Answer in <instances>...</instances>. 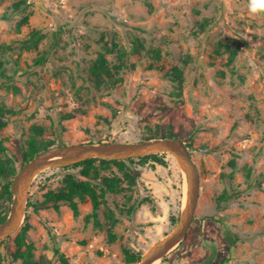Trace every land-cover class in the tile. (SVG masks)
Instances as JSON below:
<instances>
[{"label":"rangeland","instance_id":"obj_1","mask_svg":"<svg viewBox=\"0 0 264 264\" xmlns=\"http://www.w3.org/2000/svg\"><path fill=\"white\" fill-rule=\"evenodd\" d=\"M25 1L0 0L3 157L18 167L33 127L54 146L175 134L198 167L200 194L185 238L154 264H264V12L252 14L249 0ZM34 30L42 36L27 47ZM99 53L112 73L100 82L90 74ZM159 155L164 165L128 163L136 184L106 194L101 228L87 198L76 215L66 203L27 207L21 227L35 260L62 264L56 250L67 264H132L126 251L141 258L177 225L185 201L176 159ZM79 170L42 171L28 202L67 174L83 180ZM101 174L121 177L115 166ZM10 203L0 199V209L8 214ZM16 234L0 241V264H21L11 256Z\"/></svg>","mask_w":264,"mask_h":264},{"label":"trees","instance_id":"obj_2","mask_svg":"<svg viewBox=\"0 0 264 264\" xmlns=\"http://www.w3.org/2000/svg\"><path fill=\"white\" fill-rule=\"evenodd\" d=\"M23 3L26 4V1L23 0ZM28 18H23L22 23H27ZM41 33L37 30H34L30 33V37L27 41L29 44L27 47H36L39 39L41 38ZM122 55V54H121ZM234 56V52H231L232 59ZM123 58V57H122ZM44 61L43 58L39 60L40 63ZM1 65V62H0ZM123 65V64H122ZM121 67V66H120ZM115 69H119V66H116ZM181 70L175 68L173 71V80L181 81ZM90 74L94 76V79L98 82L102 81L103 77H110L112 73L110 72L107 60L105 59L104 54L99 53L96 59V62L90 68ZM4 120H0V128L5 124ZM33 134L29 137L27 141L26 148L21 153V158L18 163V167L12 164V161L3 157L4 147L0 143V179L3 183L0 186V199H5L8 202L11 201V183L18 172V170L30 159H32L38 153L47 150L54 145L50 142H44L43 140L38 139V136L42 135V130L39 127H33ZM176 138L175 134L168 135H155L150 136L146 139L152 138ZM98 142H109L108 140L98 141ZM114 142V141H111ZM88 143H94L93 141H89ZM186 145V144H185ZM186 147H188L186 145ZM162 155L152 154L139 158H130L126 160H106V159H88L82 162H78L71 167L79 168L80 175L84 178L83 180L78 179L73 174H67L63 178V185L59 189L55 191H48L42 201L31 203H27V207L31 206L34 210L39 209H48L59 207L60 203H66L73 213L78 214L79 208L78 203L89 199L92 205V212L89 214V218L93 220L94 226L97 228L102 227V223L99 219V210L102 205L106 204L105 196L108 192L110 193H120L125 189L131 188L136 184V178L139 175L138 170L131 168L128 163L132 164L135 160L139 162H144L145 160H152L153 162L164 165V160L162 159ZM111 166H115L117 171L121 174V177L113 174L112 176H105L101 174V171H106L110 169ZM67 167H63L62 169H66ZM97 182L98 184H95ZM127 185L123 187V184ZM222 199L228 197H221ZM221 201V200H218ZM106 219L109 220V229L111 230L115 224L117 223V219L114 216V212L112 210H108L106 213ZM7 216V211L4 208L0 209V223H2ZM27 224L22 226L19 232L16 234L14 238L15 250L11 254L14 260H20L21 264H42L40 261L35 260L34 258V250L35 247L32 243L27 241ZM5 238L1 241H4ZM114 235L109 233L110 241L114 240ZM55 253L59 255V258L62 264H67V260L64 255L56 250ZM125 259L128 263H136L139 261L140 256H136L135 254L126 251ZM165 259L163 258L162 261Z\"/></svg>","mask_w":264,"mask_h":264},{"label":"water","instance_id":"obj_3","mask_svg":"<svg viewBox=\"0 0 264 264\" xmlns=\"http://www.w3.org/2000/svg\"><path fill=\"white\" fill-rule=\"evenodd\" d=\"M161 153L171 154L185 175V201L177 225L153 243L135 264L161 261L185 238L193 222L200 194L198 167L186 145L178 138H152L126 143H79L54 146L38 153L18 170L12 180L10 208L5 220L0 223V241L20 229L25 218L30 185L42 171L68 167L88 159L126 160Z\"/></svg>","mask_w":264,"mask_h":264},{"label":"clouds","instance_id":"obj_4","mask_svg":"<svg viewBox=\"0 0 264 264\" xmlns=\"http://www.w3.org/2000/svg\"><path fill=\"white\" fill-rule=\"evenodd\" d=\"M249 11L252 14L264 12V0H249Z\"/></svg>","mask_w":264,"mask_h":264},{"label":"bare ground","instance_id":"obj_5","mask_svg":"<svg viewBox=\"0 0 264 264\" xmlns=\"http://www.w3.org/2000/svg\"><path fill=\"white\" fill-rule=\"evenodd\" d=\"M185 187V186H184Z\"/></svg>","mask_w":264,"mask_h":264}]
</instances>
